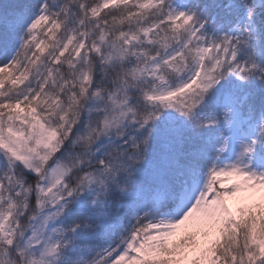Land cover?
Instances as JSON below:
<instances>
[{
  "label": "snow or ice",
  "instance_id": "1",
  "mask_svg": "<svg viewBox=\"0 0 264 264\" xmlns=\"http://www.w3.org/2000/svg\"><path fill=\"white\" fill-rule=\"evenodd\" d=\"M0 264H264V0H0Z\"/></svg>",
  "mask_w": 264,
  "mask_h": 264
}]
</instances>
